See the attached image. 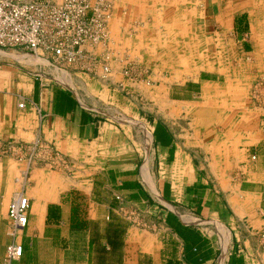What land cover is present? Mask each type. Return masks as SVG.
Returning <instances> with one entry per match:
<instances>
[{
    "label": "crops",
    "instance_id": "1",
    "mask_svg": "<svg viewBox=\"0 0 264 264\" xmlns=\"http://www.w3.org/2000/svg\"><path fill=\"white\" fill-rule=\"evenodd\" d=\"M115 9L122 34H108L104 78L71 72L69 89L0 63V146L36 142L62 161L0 154V264L11 243L22 247L11 264H264V110L249 93L264 83V0ZM155 37L167 45L145 62ZM194 39L213 52H192ZM85 79L106 106L75 96ZM20 190L27 221L12 236Z\"/></svg>",
    "mask_w": 264,
    "mask_h": 264
},
{
    "label": "built area",
    "instance_id": "2",
    "mask_svg": "<svg viewBox=\"0 0 264 264\" xmlns=\"http://www.w3.org/2000/svg\"><path fill=\"white\" fill-rule=\"evenodd\" d=\"M118 0H0V50L20 49L24 55H37L54 70L56 75L65 69H79L92 74L99 70L101 77L108 73L106 42L108 23ZM101 47L99 55L86 48ZM23 55V54H22ZM130 74L129 69L122 72ZM41 76V75H36ZM23 108V102L17 104ZM16 154L15 158L30 160L33 155L44 161H52L57 167L62 163L50 147L32 145L0 146V154ZM253 159V157H251ZM59 163V164H58ZM24 184L23 172L16 178ZM118 200V197L115 198ZM29 201L23 192H15L6 209V218L11 226V235L24 228L27 221ZM22 247L8 244L2 264H11L20 259Z\"/></svg>",
    "mask_w": 264,
    "mask_h": 264
},
{
    "label": "rangeland",
    "instance_id": "3",
    "mask_svg": "<svg viewBox=\"0 0 264 264\" xmlns=\"http://www.w3.org/2000/svg\"><path fill=\"white\" fill-rule=\"evenodd\" d=\"M54 1L58 2L59 0H54ZM119 5H120V0H118V2L116 3V5H115L116 9L115 10H118ZM142 9L145 10L146 7L144 6V8H142ZM112 15H114V16L113 17L111 16V19H110V21L108 23V27H107L108 28L107 29L108 30V34H116V35L117 34H122V29H120L119 23L118 22H116V23L114 22V20L117 19V16L119 14L117 12H114V14L112 13ZM112 22H113V25H112V28H111L112 30H110V27H111L110 25L112 24ZM128 25L132 26L133 24L129 23ZM160 41H162V38L160 39ZM160 41L155 37V39L152 40V44L151 45H145L144 46L146 51H145V49H143L144 47L140 46V47H142L140 49H142L144 51L143 58L145 59V62L149 61V59L152 60L151 56H154L153 55L154 52L158 51L160 48H162V46L164 47V46L167 45L165 42H160ZM197 41L198 40L194 39V41L191 42V50H192V52L199 53V51H201L204 47L205 48L206 47L209 48L208 51H207L208 53H212L213 52L212 48H210L211 45L209 43L206 46L205 45L204 46H200V45H198ZM230 46H232V45H230ZM236 46H237V44H236ZM149 47H151V52L152 53L149 51V49H147ZM217 47L220 48L221 44L218 45ZM99 48H101V47H99ZM223 49H224V46H223ZM148 55H150V56H148ZM36 58H37V60H41L40 57H38L37 55H30V56L24 55V51H22L20 49H8V50L4 49V50H0V63L6 62V60L9 62V60L11 59V61H13L14 63L20 64L21 66H24V69L28 70L29 72H31V73L39 72V75H43L46 80L47 79L53 80L57 84H59L60 86L67 87L69 89L71 88V86H67L66 85L68 81H70L71 84L72 83H76V81L74 80L76 78L72 75L71 72L81 73V74H89V73H86V72L81 71L79 69L67 68V69L64 70L65 71L64 72L65 75L60 77V74L56 75L54 70H52L50 66L46 65L45 62H40L39 61V62L36 63V61L34 60ZM146 59H148V60H146ZM192 66H193V64H192ZM142 67H146V66H144V64H142ZM148 74L149 73L146 72L145 75H148ZM37 77H42V76H37ZM127 77L131 78V75L129 74ZM260 80L257 79L253 83L251 89L249 90V93L254 96L253 99L255 98V106L258 107L260 105L259 107H261V109L264 110V83L262 81H260ZM77 86L78 87H77L76 91H74V92L76 94L75 96L78 99H80L81 96H83L85 93H87L88 95H90L92 97H95V100H96V98H99V101H97V102L100 103L102 106H106V89L103 90L99 86H92V85H90V83H88V81H86V79H85V81L82 82V84H78ZM74 88H75V86H74ZM104 113L106 114V111H104ZM110 115H111L112 119L116 120L117 122L123 121L122 117L120 115H118L117 113L110 114ZM125 117L127 119L125 122H128L126 124L134 126L135 129H138V128L136 127V125L132 124L133 121H138L141 124L143 123V121L138 120V119H131L130 117H127V115ZM119 123H121V122H119ZM141 169H142V167H141ZM10 235H11V232H10Z\"/></svg>",
    "mask_w": 264,
    "mask_h": 264
},
{
    "label": "bare ground",
    "instance_id": "4",
    "mask_svg": "<svg viewBox=\"0 0 264 264\" xmlns=\"http://www.w3.org/2000/svg\"><path fill=\"white\" fill-rule=\"evenodd\" d=\"M34 60L36 61V63L39 62V61H40V62H43V61H41V60H37V58L34 59ZM35 61H34V62H35ZM63 75H65V74H64V73H60V77L63 76Z\"/></svg>",
    "mask_w": 264,
    "mask_h": 264
}]
</instances>
